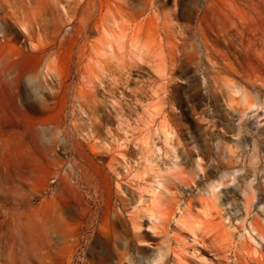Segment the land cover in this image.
Returning <instances> with one entry per match:
<instances>
[{"label": "rangeland", "instance_id": "obj_1", "mask_svg": "<svg viewBox=\"0 0 264 264\" xmlns=\"http://www.w3.org/2000/svg\"><path fill=\"white\" fill-rule=\"evenodd\" d=\"M236 263L264 264V0H0V264Z\"/></svg>", "mask_w": 264, "mask_h": 264}, {"label": "bare ground", "instance_id": "obj_2", "mask_svg": "<svg viewBox=\"0 0 264 264\" xmlns=\"http://www.w3.org/2000/svg\"><path fill=\"white\" fill-rule=\"evenodd\" d=\"M47 227V226H46ZM50 227V226H49ZM16 228V227H15ZM18 228V227H17ZM19 229V228H18ZM14 230H16V229H14ZM20 233V232H19ZM3 234V233H2ZM17 234V233H16ZM14 235V234H13ZM19 235H21V233L19 234ZM17 236V235H16ZM40 237V236H39ZM15 239H17V238H15ZM21 240V238H19V241ZM34 241V240H33ZM21 243H22V241H20ZM50 242V241H49ZM13 243V242H12ZM32 244H33V242H32ZM9 248V247H8ZM36 248V247H35ZM45 249V248H44ZM40 251H42V250H40ZM16 252V251H15ZM12 254H14V253H12ZM13 256V255H12ZM8 257V256H7ZM10 261H11V259H9ZM236 264H246V263H236ZM259 264H262V263H259Z\"/></svg>", "mask_w": 264, "mask_h": 264}]
</instances>
